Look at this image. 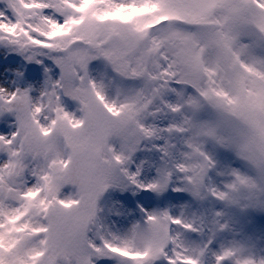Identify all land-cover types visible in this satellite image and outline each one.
Here are the masks:
<instances>
[{"label":"snow or ice","instance_id":"6c2138e0","mask_svg":"<svg viewBox=\"0 0 264 264\" xmlns=\"http://www.w3.org/2000/svg\"><path fill=\"white\" fill-rule=\"evenodd\" d=\"M0 264H264V0H0Z\"/></svg>","mask_w":264,"mask_h":264},{"label":"rangeland","instance_id":"374dc122","mask_svg":"<svg viewBox=\"0 0 264 264\" xmlns=\"http://www.w3.org/2000/svg\"><path fill=\"white\" fill-rule=\"evenodd\" d=\"M18 57L15 56V54H11L7 60L4 56V49L0 48V65L6 63V62H10L12 64H15L18 61Z\"/></svg>","mask_w":264,"mask_h":264}]
</instances>
